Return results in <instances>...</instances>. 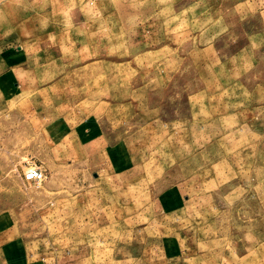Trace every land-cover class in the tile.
Listing matches in <instances>:
<instances>
[{
  "label": "rangeland",
  "instance_id": "1",
  "mask_svg": "<svg viewBox=\"0 0 264 264\" xmlns=\"http://www.w3.org/2000/svg\"><path fill=\"white\" fill-rule=\"evenodd\" d=\"M0 54L8 264H264V0H0Z\"/></svg>",
  "mask_w": 264,
  "mask_h": 264
},
{
  "label": "crops",
  "instance_id": "2",
  "mask_svg": "<svg viewBox=\"0 0 264 264\" xmlns=\"http://www.w3.org/2000/svg\"><path fill=\"white\" fill-rule=\"evenodd\" d=\"M3 59L5 58L0 56V95H3L6 98L10 96V94L18 95V93L19 94L23 93L24 90L29 86V80H30L29 71H27L28 68L25 62H21L18 60L5 61ZM54 151L57 153V155H55V153L53 154L54 157H56L54 160H65L67 158H71L68 149L63 150V152H61L60 149H55ZM58 156L61 158H59ZM110 162L108 163L110 164ZM111 165L114 166V163L111 162ZM26 166L27 165H25L24 169H22V173L25 170ZM22 173H21V177H22ZM113 178L116 179V177ZM108 181L109 184L112 185V182L110 180ZM1 211L3 212V210ZM2 223L3 222H1L0 224V246L6 244L7 241H10L8 237L7 228L4 227L5 225H2ZM0 264H8L7 258L5 259L4 256L0 255Z\"/></svg>",
  "mask_w": 264,
  "mask_h": 264
},
{
  "label": "built area",
  "instance_id": "3",
  "mask_svg": "<svg viewBox=\"0 0 264 264\" xmlns=\"http://www.w3.org/2000/svg\"><path fill=\"white\" fill-rule=\"evenodd\" d=\"M22 179L28 184L38 186L44 180V174L40 168L35 165H27L22 173Z\"/></svg>",
  "mask_w": 264,
  "mask_h": 264
}]
</instances>
